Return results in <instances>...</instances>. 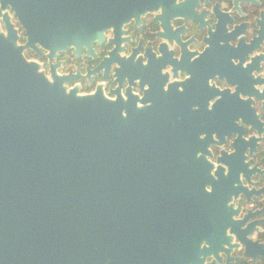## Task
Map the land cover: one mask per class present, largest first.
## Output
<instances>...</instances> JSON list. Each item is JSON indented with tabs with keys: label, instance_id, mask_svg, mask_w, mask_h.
Returning a JSON list of instances; mask_svg holds the SVG:
<instances>
[{
	"label": "water",
	"instance_id": "95a60500",
	"mask_svg": "<svg viewBox=\"0 0 264 264\" xmlns=\"http://www.w3.org/2000/svg\"><path fill=\"white\" fill-rule=\"evenodd\" d=\"M176 1L0 0V264H166L213 219L205 185L177 176L192 149L169 97L141 108L131 81L126 95L81 93L25 55L91 48Z\"/></svg>",
	"mask_w": 264,
	"mask_h": 264
},
{
	"label": "flooded vegetation",
	"instance_id": "af4514ba",
	"mask_svg": "<svg viewBox=\"0 0 264 264\" xmlns=\"http://www.w3.org/2000/svg\"><path fill=\"white\" fill-rule=\"evenodd\" d=\"M13 20L25 43V29ZM227 45L238 56L233 63L224 59ZM47 54L25 51L81 93L126 95L131 81L141 108L154 104L147 95L170 98L176 128L192 149L177 176L188 179L190 191L205 185L200 197L213 219L192 241L169 245L175 250L163 263L264 264V0H177L123 32L107 30L91 48L66 49L52 60ZM201 96H210L205 108Z\"/></svg>",
	"mask_w": 264,
	"mask_h": 264
}]
</instances>
